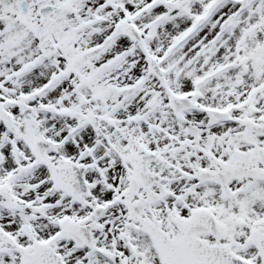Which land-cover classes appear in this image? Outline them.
<instances>
[{"label":"snow or ice","instance_id":"obj_1","mask_svg":"<svg viewBox=\"0 0 264 264\" xmlns=\"http://www.w3.org/2000/svg\"><path fill=\"white\" fill-rule=\"evenodd\" d=\"M0 264H264V0H0Z\"/></svg>","mask_w":264,"mask_h":264}]
</instances>
